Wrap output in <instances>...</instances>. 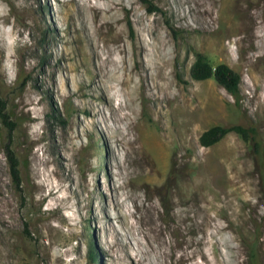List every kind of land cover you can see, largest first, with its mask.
Returning a JSON list of instances; mask_svg holds the SVG:
<instances>
[{
	"label": "rangeland",
	"instance_id": "rangeland-1",
	"mask_svg": "<svg viewBox=\"0 0 264 264\" xmlns=\"http://www.w3.org/2000/svg\"><path fill=\"white\" fill-rule=\"evenodd\" d=\"M150 1L0 0V264H264V0Z\"/></svg>",
	"mask_w": 264,
	"mask_h": 264
},
{
	"label": "trees",
	"instance_id": "trees-1",
	"mask_svg": "<svg viewBox=\"0 0 264 264\" xmlns=\"http://www.w3.org/2000/svg\"><path fill=\"white\" fill-rule=\"evenodd\" d=\"M142 2L148 3L151 7L150 10L156 8L153 7L150 0H142ZM190 75L194 79H205L210 76H214L216 80L221 83L235 99L239 100V74L228 64L221 62L216 65H212L209 58L199 52H195V58L190 67ZM0 121L8 128V140L4 145V150L9 163L11 179L14 182L16 188L21 190V176L19 169V159L11 146V134L15 126V121L7 111L6 103L2 97H0ZM235 131L239 133L244 139L252 140L253 150L257 156H264V147L259 144V137L256 127L253 124L244 125L241 123H234L231 125H211L201 132L199 135V142L202 145H210L218 141L229 131ZM264 168V167H263ZM261 181L264 187V171L261 173ZM27 226V221H24ZM254 263L255 260L253 259Z\"/></svg>",
	"mask_w": 264,
	"mask_h": 264
},
{
	"label": "bare ground",
	"instance_id": "bare-ground-1",
	"mask_svg": "<svg viewBox=\"0 0 264 264\" xmlns=\"http://www.w3.org/2000/svg\"><path fill=\"white\" fill-rule=\"evenodd\" d=\"M173 255V254H172ZM194 257L193 256H188V257H186L184 254H181L180 256H179V260L180 259H182V260H184V261H188V260H191V259H193ZM224 263H226V261H223ZM178 263V262H177Z\"/></svg>",
	"mask_w": 264,
	"mask_h": 264
}]
</instances>
